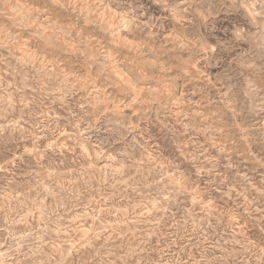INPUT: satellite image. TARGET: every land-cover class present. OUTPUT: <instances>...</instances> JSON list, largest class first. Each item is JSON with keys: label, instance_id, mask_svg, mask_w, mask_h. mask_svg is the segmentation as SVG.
I'll use <instances>...</instances> for the list:
<instances>
[{"label": "rangeland", "instance_id": "rangeland-1", "mask_svg": "<svg viewBox=\"0 0 264 264\" xmlns=\"http://www.w3.org/2000/svg\"><path fill=\"white\" fill-rule=\"evenodd\" d=\"M0 264H264V0H0Z\"/></svg>", "mask_w": 264, "mask_h": 264}]
</instances>
